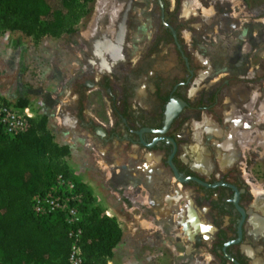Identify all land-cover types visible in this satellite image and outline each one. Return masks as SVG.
<instances>
[{
    "label": "flooded vegetation",
    "instance_id": "obj_1",
    "mask_svg": "<svg viewBox=\"0 0 264 264\" xmlns=\"http://www.w3.org/2000/svg\"><path fill=\"white\" fill-rule=\"evenodd\" d=\"M155 1L159 25L148 40L132 43L128 55L117 40L100 37L78 52L84 56L78 60L82 69H74L67 86L75 128L92 149L116 150L122 158V144H133L140 163L144 153L158 154L151 171L166 177L163 182L170 193L163 203L165 217L172 216L171 222H178L183 232L191 226L194 243H206L218 264H264V193L254 194L246 180L241 151V142L257 141L251 123L257 124L264 99L258 94L250 105V123L242 130L235 118L224 116L225 110L215 112L221 108L213 94L207 100L197 94L193 102L190 86L204 60L180 39L181 20L174 24L163 0ZM98 95L104 96L96 103L104 124L86 111L87 103L93 106ZM198 111L210 114L212 123L190 117L198 116ZM128 164L127 159L121 161L113 173L124 172ZM178 200V212L172 213ZM202 225L210 227L208 233L202 234Z\"/></svg>",
    "mask_w": 264,
    "mask_h": 264
},
{
    "label": "rangeland",
    "instance_id": "obj_2",
    "mask_svg": "<svg viewBox=\"0 0 264 264\" xmlns=\"http://www.w3.org/2000/svg\"><path fill=\"white\" fill-rule=\"evenodd\" d=\"M163 4L171 10L169 18L174 24L181 20L180 39L184 45L205 63L198 65L200 69L189 96L195 102L197 94L206 100L213 94L218 98L217 107L221 108L215 112L225 110L224 116L235 118L239 129H245L250 123V105L259 98L258 94L264 99V0H163ZM91 8L69 35L35 40L19 31L1 33L0 98L12 104L19 98L27 99L36 112L35 118L46 114L52 129L57 121L53 112L56 100L69 95L68 81L74 69H82L78 60L84 56L78 52L87 50L92 38L117 40L128 55L132 43L145 42L159 25L155 0H95ZM87 55L92 56L91 52ZM91 56L86 58L92 59ZM96 99L95 103L102 102L104 96L98 95ZM190 117L212 123L206 112L198 111V116L193 113ZM251 125L256 127L252 133L257 141L246 140L242 145L245 156L242 167L254 194L259 195L264 193V119L258 117L257 124ZM162 199L156 195L152 210L137 209L138 219L149 217L153 224L147 225L150 229H131L129 237L134 241L126 245L132 244L133 255L143 257L149 252L153 259L148 264H218L206 243L200 246L194 243L195 231L191 226L188 231L192 235H186L178 222H171L172 216L165 217L160 209ZM126 201L134 203L128 198ZM179 203L175 202L172 213L178 212ZM127 221L129 225L136 221L130 211ZM207 230L210 227L202 225V234L208 233ZM131 259L129 256L126 260ZM119 261L121 264L122 260Z\"/></svg>",
    "mask_w": 264,
    "mask_h": 264
},
{
    "label": "trees",
    "instance_id": "obj_3",
    "mask_svg": "<svg viewBox=\"0 0 264 264\" xmlns=\"http://www.w3.org/2000/svg\"><path fill=\"white\" fill-rule=\"evenodd\" d=\"M95 0H0V34L19 31L39 40L76 31ZM6 101V100H5ZM19 98L14 105L26 106ZM67 144L55 140L49 117L34 118L28 130L15 136L0 132V264H66L70 249L68 226L60 215H38L32 198L53 184L58 174L71 175ZM83 194L80 242L91 264H107L122 230L103 214L90 191Z\"/></svg>",
    "mask_w": 264,
    "mask_h": 264
},
{
    "label": "crops",
    "instance_id": "obj_4",
    "mask_svg": "<svg viewBox=\"0 0 264 264\" xmlns=\"http://www.w3.org/2000/svg\"><path fill=\"white\" fill-rule=\"evenodd\" d=\"M67 92L70 89L67 87ZM67 97H60L55 103L54 118L57 119L56 125L52 127L55 140L60 144H67L70 148V153L65 157L71 175L82 185H84L92 194L94 203L101 208L103 214L106 211L107 216L114 217L121 230L122 237L120 242L113 250V256L107 261V264H148L149 260L153 259L152 255L147 252L146 256H134L135 252L132 244L128 247V243L134 241L129 236L131 229H150L147 228L149 223L153 224L149 217L139 218L138 210H152L156 205V195L163 197L162 206L160 209L163 211V203L166 197L170 193L164 186L165 176L155 175L151 170L153 166L158 162L159 155L153 152H146L144 149L143 157L145 161L142 163L135 160L138 155V149L135 145L125 142L122 144L124 155L121 158V154L116 150L107 153V149L103 147H95L92 149L88 144V140L85 136L79 135L75 128V115L67 113V104L70 102L71 92ZM58 95V94H57ZM56 98V94L53 95ZM64 98V99H63ZM28 105V103H27ZM29 106V105H28ZM87 113L93 116L95 120L106 123V120L102 119L97 111L100 110V105L96 106V103L91 106V103H87ZM31 108V107H30ZM35 115L36 112L34 111ZM256 117L264 119V111L257 114ZM256 118V119H257ZM244 143L241 142V145ZM106 152V153H105ZM129 161L128 166H125L124 172L120 174L113 173V169L117 168V164L121 161ZM112 165H114L112 167ZM112 176H110V173ZM96 192V193H95ZM127 198L133 203H127ZM153 206V207H152ZM152 207V208H151ZM138 209V210H137ZM134 214L136 221L130 223L127 221L128 212ZM164 212V211H163ZM168 212L165 211L164 214ZM153 218V217H152ZM155 220V219H154ZM192 231L189 230L185 234L192 235ZM142 241L143 238L141 239ZM132 258L129 262L127 258ZM125 259V262L123 261Z\"/></svg>",
    "mask_w": 264,
    "mask_h": 264
},
{
    "label": "built area",
    "instance_id": "obj_5",
    "mask_svg": "<svg viewBox=\"0 0 264 264\" xmlns=\"http://www.w3.org/2000/svg\"><path fill=\"white\" fill-rule=\"evenodd\" d=\"M30 106H16L0 98V132L15 136L30 127L35 118ZM83 194L72 175L58 174L45 192L36 193L32 198V210L38 215H60L68 226L70 249L66 264H91L82 253L80 242L83 230L80 221ZM105 215L108 213L105 211Z\"/></svg>",
    "mask_w": 264,
    "mask_h": 264
}]
</instances>
